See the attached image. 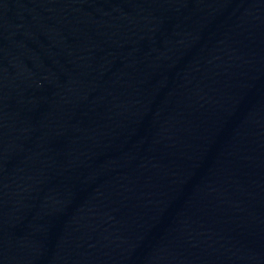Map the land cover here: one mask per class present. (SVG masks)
Segmentation results:
<instances>
[{
	"label": "water",
	"instance_id": "1",
	"mask_svg": "<svg viewBox=\"0 0 264 264\" xmlns=\"http://www.w3.org/2000/svg\"><path fill=\"white\" fill-rule=\"evenodd\" d=\"M0 264H264V0H0Z\"/></svg>",
	"mask_w": 264,
	"mask_h": 264
}]
</instances>
